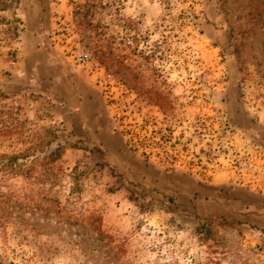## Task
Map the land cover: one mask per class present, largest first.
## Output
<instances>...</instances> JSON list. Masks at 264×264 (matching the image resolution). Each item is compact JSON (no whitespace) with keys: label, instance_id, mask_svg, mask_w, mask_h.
Instances as JSON below:
<instances>
[{"label":"rangeland","instance_id":"1","mask_svg":"<svg viewBox=\"0 0 264 264\" xmlns=\"http://www.w3.org/2000/svg\"><path fill=\"white\" fill-rule=\"evenodd\" d=\"M84 78L92 138L60 119ZM261 130L264 0H0V264H264L234 201L264 189Z\"/></svg>","mask_w":264,"mask_h":264},{"label":"crops","instance_id":"2","mask_svg":"<svg viewBox=\"0 0 264 264\" xmlns=\"http://www.w3.org/2000/svg\"><path fill=\"white\" fill-rule=\"evenodd\" d=\"M44 3L40 21H36L35 19L28 21L27 28L32 34L43 30L41 24L45 23L50 10L53 9L54 11L56 9V11H58L65 6L63 2L60 5L50 4V2ZM44 58L47 60L46 56H44ZM42 60L43 58H41L40 61ZM42 68L38 67V70L41 71ZM44 68L47 69L46 64ZM32 69L33 70L27 72V79L39 80L38 76H40V71L37 72V68ZM67 80H60L61 87L67 88V91L63 92L61 89V92H59L60 95L57 94L62 110L60 119L64 122L66 127L70 130H76L75 133L77 136L78 132L82 131L80 134L89 135L91 138L93 134H100L99 130H113L111 128L112 116L110 107L100 88L93 85L88 78L80 80L79 84H69ZM258 134L263 142L264 130H261ZM106 138V140H100V143L105 147H108V143L112 144L114 142V144H117V140H119L117 135L112 134H107ZM234 201L240 202L241 212L246 216L245 221L249 223L260 222L261 219V226L264 228V189L262 191L252 189L240 191L235 195ZM255 215L260 216V218Z\"/></svg>","mask_w":264,"mask_h":264}]
</instances>
